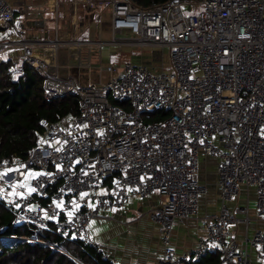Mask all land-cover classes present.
<instances>
[{"label": "built area", "instance_id": "obj_1", "mask_svg": "<svg viewBox=\"0 0 264 264\" xmlns=\"http://www.w3.org/2000/svg\"><path fill=\"white\" fill-rule=\"evenodd\" d=\"M63 2L52 6L57 11ZM85 2L111 8V38L97 42L171 48L174 71L144 61L108 63L107 81L81 87L35 48L87 42L67 39L63 28L53 39L30 33L11 1L0 0V62L4 50L22 47L44 76L46 98L72 92L79 105L70 121L40 120L39 143L26 156L0 153V202L13 210L11 226L33 230L27 239L36 242L55 232L98 246L92 219L132 197L156 196L148 214L161 226L160 264L214 252L218 264H264V0ZM156 111L170 115L160 120ZM203 157L217 159L220 207L202 217L204 236L180 256L172 246L174 225L199 216L208 194L199 176ZM12 188L23 194L11 195ZM253 221L261 224L250 233ZM232 226L245 228L242 240Z\"/></svg>", "mask_w": 264, "mask_h": 264}, {"label": "crops", "instance_id": "obj_2", "mask_svg": "<svg viewBox=\"0 0 264 264\" xmlns=\"http://www.w3.org/2000/svg\"><path fill=\"white\" fill-rule=\"evenodd\" d=\"M9 1L15 7L17 15L21 18L25 17L30 33L53 39L57 31H59L58 28H63L67 32V39L77 38L87 42L83 45L72 43L61 46L58 49L54 47L35 48L36 55L47 58L53 65H58V73L61 76L75 79L81 87L94 82L104 81L111 76V73L104 67L105 63L108 64L111 59L109 58V61L102 60L104 46L118 51H125L124 48L128 50L133 48L97 42L100 38L103 40L111 38V14L107 10L101 11L96 9V7L88 6L85 0H78L76 4L73 3V0H63L64 2L61 3L57 11L52 6V0ZM37 7L40 10H36ZM25 8H27V12ZM97 15L99 16V20L94 19ZM70 21L75 22L71 25ZM85 33L89 34L87 38H83V34ZM2 34L0 32V35ZM95 48H98L99 56L102 60V64L99 67H96L92 63L93 58L90 50ZM2 55L0 63L10 59L17 64L22 57L24 63L28 64L22 47L4 50ZM133 61L142 62L143 60L136 58ZM72 118L70 117L67 120L70 121ZM213 159H206L202 169L205 173L207 171L208 177L213 173L212 166V169L210 168L209 170L208 164L215 166L217 163V159ZM212 175L216 176L217 180V173L214 172ZM215 185L217 187L216 181ZM207 195L202 198L199 216L191 217L184 222H176L174 225L172 246L180 256L192 250L199 239L204 236V230L201 225L202 217L214 213L212 211L216 210L219 206L218 194L216 199L209 198ZM158 202L159 198L156 196L142 199L132 197L124 208L108 211L90 221L89 230L92 238L98 247H100L103 254L107 255L106 258H109L114 264H159L158 260L164 251L160 238L161 226L154 222L148 214L151 206ZM254 205L255 194L251 197L253 217L255 216ZM259 224L261 222L256 223L253 221L249 232L252 233ZM232 231L240 240L243 239L245 234L244 227L232 226ZM252 254H254V251H252ZM218 259L219 255L212 256L209 254L200 262L192 259H182L181 264H216Z\"/></svg>", "mask_w": 264, "mask_h": 264}, {"label": "trees", "instance_id": "obj_3", "mask_svg": "<svg viewBox=\"0 0 264 264\" xmlns=\"http://www.w3.org/2000/svg\"><path fill=\"white\" fill-rule=\"evenodd\" d=\"M166 1L180 0H132L134 4L142 7ZM78 112V98L75 93L69 92L49 100L45 95L43 75H39L26 63L17 65L10 59L0 63L1 158L11 159L16 155L26 156L29 150L39 143L42 133L40 120L48 119L52 122L62 123L64 120L76 116ZM153 115L157 119L164 120L169 117L170 112L156 111ZM209 158L211 157L202 158L200 168V180L205 184L207 181L202 175V169L206 159ZM215 166L217 169V163ZM207 186L209 192V185L207 184ZM12 220L13 210L11 207L0 202V264H114L109 258L103 256L100 247L85 245L82 241L55 232L42 233L41 237L45 243L16 240L10 245L4 244L3 238L6 236H30L33 234L31 229L12 227ZM209 254L219 255L216 252ZM219 261L220 256L216 264Z\"/></svg>", "mask_w": 264, "mask_h": 264}, {"label": "rangeland", "instance_id": "obj_4", "mask_svg": "<svg viewBox=\"0 0 264 264\" xmlns=\"http://www.w3.org/2000/svg\"><path fill=\"white\" fill-rule=\"evenodd\" d=\"M88 6H90V5H88ZM92 7H96V9L101 10V11H104V10H107V12L111 11L110 6L106 3H97V4L93 5ZM186 12H190V11H186ZM94 19L99 20V16L97 15V17H94ZM70 23L72 25L73 22L70 21ZM128 35H129V33L125 32L123 35H117V37L122 38V37L128 36ZM88 36H89L88 33L83 34V38H87ZM105 38L107 39L106 36H105ZM98 48L90 50V53H91L92 58H93L92 63L96 67H99L102 64V60L109 61V58L111 59L109 63L112 62L113 64H116L118 66L121 64H124L126 62L136 60V58H137L138 60H143L144 62L150 61V64L154 63L153 66L156 69H161L163 67L167 70L174 71V67L172 65L171 59L169 58V55L171 54V48L164 49L162 47H157V46L156 47H148V48L147 47L146 48L133 47L130 50L124 48L125 51H118L116 49H112L110 47L104 46L105 49H103V52H102L103 53L102 54V60L100 59ZM2 56L5 57L6 55H2ZM22 63H24V59L21 57L19 62L17 63V65H21ZM106 64L107 63H105L104 67L107 66ZM108 79H106L104 81H107ZM98 82H103V81H98ZM209 159H211V158H209ZM208 168L210 170V168H211L210 164H208ZM212 168H213V173L216 172L215 166L213 164H212ZM212 174H210V177H208L209 174H207V171H206V173L202 171V175L206 178L205 181H207V184L209 185V192H208L207 197H209V198L211 197V198L216 199L217 194H218L217 187L215 185L216 176H213ZM252 190H253V195H254L255 194V188H253ZM10 192H11V195L15 194V193L23 194L22 189L16 190V188H12ZM219 207H220V205L216 208V210H214L212 212L219 211ZM27 237L28 236H16V235L6 236L3 238V243L10 245L16 240H29L32 242H36L33 240V238L27 239ZM164 251H165V248H164ZM158 263L160 264V260H158Z\"/></svg>", "mask_w": 264, "mask_h": 264}, {"label": "water", "instance_id": "obj_5", "mask_svg": "<svg viewBox=\"0 0 264 264\" xmlns=\"http://www.w3.org/2000/svg\"><path fill=\"white\" fill-rule=\"evenodd\" d=\"M31 232H32V233H34V231H33V230H32Z\"/></svg>", "mask_w": 264, "mask_h": 264}, {"label": "bare ground", "instance_id": "obj_6", "mask_svg": "<svg viewBox=\"0 0 264 264\" xmlns=\"http://www.w3.org/2000/svg\"><path fill=\"white\" fill-rule=\"evenodd\" d=\"M252 193V195H253V192H251Z\"/></svg>", "mask_w": 264, "mask_h": 264}]
</instances>
